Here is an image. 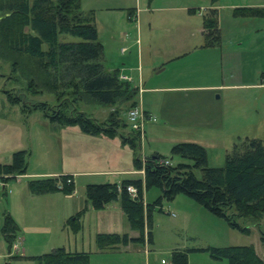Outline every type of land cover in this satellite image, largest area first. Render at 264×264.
Listing matches in <instances>:
<instances>
[{
    "label": "rangeland",
    "instance_id": "1",
    "mask_svg": "<svg viewBox=\"0 0 264 264\" xmlns=\"http://www.w3.org/2000/svg\"><path fill=\"white\" fill-rule=\"evenodd\" d=\"M219 16V13H218ZM191 22L200 23L202 16H191ZM220 40L219 48L215 50H199L203 42L202 30L189 31V37L184 41L165 43L160 41L155 48L144 46L141 59L142 77L145 82L144 96H139L136 105L145 110L140 104L142 100L146 105L153 103V91L150 87L181 83L191 85L186 88H177L161 91L165 101L161 109H153L152 117L148 118L141 134V145L135 150L129 144H122L118 135L113 142H108L103 150L100 146L79 138L71 140V145H63L64 137H74L72 130L75 128H62L57 122L45 121L41 110H33L32 114L25 115L21 105H13L7 101L8 89L15 94H20L27 101L46 100L51 104L59 103L57 91L63 90L59 85L56 91L50 89L45 83L44 73L34 57L22 53L10 52L8 57L2 55L0 46V99L6 105L0 104V159L6 158L4 151L22 148L28 151V162L31 170L59 169L62 166H75L81 169L107 170L137 168L135 158L140 156L145 159L147 154L159 152L166 155L172 164L180 161L192 162L177 154H172L171 148L178 141H196L207 148L208 164L223 166L227 152L233 150L234 143L246 137H258L264 142V15H241L222 8L220 13ZM196 28V26H195ZM30 29V27H26ZM162 34L164 30H160ZM195 32V33H194ZM59 41H76L80 38L70 33H60ZM171 37V36H170ZM169 38V37H166ZM207 37L205 38V40ZM201 43V44H200ZM199 44V45H198ZM119 45L106 44V68H114V64L121 67L122 58L129 50L122 54ZM194 46H198L195 49ZM47 47V43L44 44ZM117 49V50H116ZM167 51L179 54L173 61L167 62V67L159 72L164 53ZM175 54V53H174ZM7 56V54H6ZM205 56V57H204ZM131 62L137 78L140 70L139 55L135 49ZM17 61V64H14ZM120 74H126L120 70ZM129 76V75H128ZM39 92L34 93L28 87L31 80ZM131 81V80H130ZM134 86L136 84L131 81ZM210 84H223L214 89ZM203 85V86H201ZM139 90V89H138ZM70 99H78L69 92ZM143 95V94H142ZM148 96H151L148 99ZM219 96V97H217ZM63 98L65 96H62ZM83 98V99H82ZM85 98V99H84ZM62 99V98H60ZM88 99V100H86ZM6 103V104H7ZM149 103V104H148ZM131 102L124 104L122 116L129 120L128 113ZM75 105L88 114L99 119L106 118L114 109V104L103 105L91 101L87 96L81 97ZM23 111V112H22ZM35 111V112H34ZM131 127H123L127 134ZM81 131V130H80ZM83 135H88L81 132ZM85 137H91L85 136ZM143 137V141H142ZM13 148V149H12ZM11 152V151H10ZM14 152V151H13ZM12 154L8 158H11ZM74 159V161H73ZM6 160V159H5ZM144 169V166L141 168ZM198 176L201 170L196 169ZM22 173L15 174L18 177ZM98 174V173H97ZM7 181L8 173H0ZM143 177L130 171L107 173L100 175L81 176L77 187L81 193L89 182L117 181L121 183L124 178ZM9 188L14 190L18 178L9 179ZM23 185L28 178H22ZM18 192L20 189L17 190ZM146 203L155 201L162 190L158 186L144 188ZM14 192H2L0 185V264H33L31 260L17 258L21 252H15L2 233L5 214L18 212L22 226L38 224L50 226L44 214L32 213V208L37 211L36 205L30 209L22 210L21 204H14L11 200ZM13 209L15 211H13ZM7 213V214H8ZM108 214L99 209L87 212L82 218V226L75 229L72 225L61 226L62 221L50 222L52 229L49 231L24 232L23 245L27 254H42L53 249L54 246L66 247L79 251L90 252L91 264H173L171 253L173 246L190 249L188 264H229L228 259H217L209 251L196 250L201 246H227L254 244L257 252L264 258V216L260 219L240 218L243 225L251 228L250 233H244L232 227L223 217L213 213L207 207L184 193H178L172 200L162 198L161 205H155L152 210L153 241L134 242L136 250L130 252H110L94 254L99 226L108 221ZM130 227V226H129ZM146 236L148 227L146 226ZM16 240V239H15ZM14 240V241H15ZM148 248V251H145ZM94 254V255H93ZM162 259V260H161Z\"/></svg>",
    "mask_w": 264,
    "mask_h": 264
},
{
    "label": "trees",
    "instance_id": "2",
    "mask_svg": "<svg viewBox=\"0 0 264 264\" xmlns=\"http://www.w3.org/2000/svg\"><path fill=\"white\" fill-rule=\"evenodd\" d=\"M235 13L264 15V6L236 7ZM28 26L29 30L26 29ZM204 27L208 39L206 44L220 40L216 7L210 8L204 15ZM60 33H70L80 39L59 41ZM0 46L5 57L10 56V52L34 57L43 69L44 84L48 83L50 89L57 91L59 85L64 86L63 90L57 91L59 103L56 105L46 100L30 102L20 94L5 89L11 103L21 105L25 112L41 110L51 121L63 126L79 125L90 134L110 137L121 135L125 144L135 150L139 148L141 132L122 116L126 102L130 101L131 107L138 104V88L129 79L121 78L118 68L109 70L105 67L104 45L99 40L93 13L84 12L80 0H0ZM33 83L34 79L28 88L34 93L39 92L41 89H37ZM69 92L80 95L78 99L87 96L96 103L114 104L115 107L105 119H99L79 109L75 105L78 99H70L67 95ZM129 126L131 130L125 134L122 128ZM171 152L192 162L161 163L160 159L167 156L154 152L145 159L140 156L135 158L137 168L144 166V178L130 177L124 178L121 183L105 181L87 185V198L95 208H103L107 203L120 199L130 225L140 231L137 237H130L128 233L99 232L97 243L101 248L120 242L153 241V207L161 205L162 198L172 200L178 193L194 198L244 233H250L251 228L241 223V217L257 220L264 216V142L261 138L246 137L235 142L233 150L227 152L223 166L209 165L207 148L196 141H178L173 144ZM27 154L26 149L14 151L10 161L0 162V173L13 174L8 175V179L26 172ZM198 168L202 172L201 176L196 173ZM69 178L72 179L69 174L35 177L29 180V186L35 193L55 190L72 192L75 184ZM130 184L137 187L136 196L129 192ZM152 186L160 187L162 194L155 201L146 203L144 188ZM82 214L83 211H80L74 220L72 217L71 223L75 229L81 227L79 216ZM17 231V222L10 214H6L2 232L10 246ZM193 249L209 251L217 259L226 258L229 264H264V258L259 255L254 244L209 245ZM189 251L187 248L172 250L173 264H188ZM90 256V252L85 250L70 251L58 246L42 254L24 257L36 260V264H91Z\"/></svg>",
    "mask_w": 264,
    "mask_h": 264
},
{
    "label": "crops",
    "instance_id": "3",
    "mask_svg": "<svg viewBox=\"0 0 264 264\" xmlns=\"http://www.w3.org/2000/svg\"><path fill=\"white\" fill-rule=\"evenodd\" d=\"M80 4H81V9L84 12L93 13L94 21L98 29L99 40L104 45L103 61L106 58V53H105L106 44L112 45L116 43L117 45H119L117 48L118 49L120 48L122 54H125V52L129 50V53L122 58L121 67L117 66L118 64H114V68L108 67V69L113 70L118 68L119 71L123 70V72L126 73L125 75L127 76L129 75L128 77L130 78V80L137 85L135 87L139 89L138 90L140 91L139 96L141 97L144 96V92H146L145 89H147V87H145V82L142 77L143 74L141 72V70L143 69V67L141 68V59L143 56L144 46L146 47L150 46L151 48H155V46L158 45L160 41L164 39L163 38L164 36H165L164 39L165 43L184 41L186 37H189V31L190 29H192V27L194 31L195 30L199 31L201 29L203 34L202 36H205L206 32L204 27V15L208 12L210 8L216 7L218 9V13H219L218 24H220L219 19L222 8L226 7L227 9L230 10V12L235 13L236 7H250V6L262 7L264 6V0H216V1L213 0H80ZM196 14L198 16H202L203 19L200 23L199 22L194 23L193 26L190 17L195 16ZM160 30H164V33L162 34ZM205 38L203 37L204 40L203 42H201L202 44L200 43L201 45L199 46V48L198 46H194L195 49L198 48L199 50L208 51L219 48V41L213 44H206L208 39L205 40ZM135 49L139 55V65L137 66V69L140 70V74H138L137 78L135 77V75H133L134 74L133 72L127 71V69H130L131 71L135 69L134 65L131 64V62L133 61V59H131V56L132 53L135 51ZM178 55L179 54H176V52L172 53L170 51L164 53L163 60L161 63L162 66L159 69V72L167 67L166 64L167 62L169 61L171 62L177 57H179ZM222 85L223 84H210L207 85L206 87L213 86L215 87L214 89H217L218 86H222ZM189 86L191 85H185L181 83L180 85L167 84L162 86L156 85L150 87L151 89H153V91H156V93L152 95L153 103H151V106L150 105L148 106L144 103V100H142V103L140 105L145 109L144 111L147 113L148 118H153L154 120L156 119V117H152L153 109L154 110L156 108L161 109L163 102L165 101L163 94L161 95L160 93L161 91H168V90L170 91L172 89L186 88ZM150 97L151 96H148V99ZM7 101L5 102V100L4 101L2 100L1 102L0 99V104L6 105L7 108L8 107ZM13 105H17V104H13ZM23 113L25 115H28V114H32L33 112L31 111V112H23ZM127 115L129 117V114ZM43 117L46 122L47 120L50 121V119L46 117L44 113H43ZM58 125L63 126L60 124ZM66 127L69 128L76 127L77 129H72V130H78V131H72L74 137L71 138L64 137L63 145L66 147V149L71 145V140H73L75 136H76L75 138L76 140H80L79 138H83L88 143L94 140V143L100 146V151L103 150V147H105L108 142H113L112 140H115L116 138V137L107 136L105 134H90L84 132L79 125H66L63 126L62 128H66ZM81 132H84L88 135H83ZM89 135L91 137H85ZM118 136L120 137V142L122 144H125L123 142L121 135ZM142 141H143V137H142ZM18 149H22V148H19L18 146V148H14L13 150L4 151L3 155H5L6 158H4V160L0 159V162L10 161L12 157L11 158L8 157L10 156V154H13V151H16ZM29 163L27 165L26 172L18 176L19 177V180H17L18 186H16L14 190H12V188H9L10 185L9 179L18 178L16 176H12L7 179V183L5 185H2V192L6 193L8 192V190L14 192V196L12 197L11 200H14V204L16 205L21 204L22 210L30 209L31 207H33L32 205L38 206L37 211H35L33 208L31 209L33 211L32 213H40V215L44 214L45 219L49 220L47 223H49L50 226L48 227L41 224L40 225L31 224L30 226L29 225L22 226L21 224L23 222L20 219L21 216L18 215V212H14L15 213L14 215L7 212L15 219V221L18 224V231L15 239L20 241L23 248L22 253L16 257L24 260L28 259L31 260L32 262L34 261L33 264H36V260L25 258L24 256L37 255V254L25 253V247L23 245V241L25 237L21 233L22 230L26 232V234L30 230H34V231L38 230L41 232L48 230L50 231L52 229V225L50 224V222H56V225H59L58 221L59 222L62 221L61 226L65 228L66 227L65 223L66 225H72L71 223L72 217L74 220L76 214L80 211H83V214L79 216V221L81 222V226H82L83 224L82 218H84L87 212H91L92 210L97 209L92 205L91 201L87 198V194H86L87 185L84 189V193L80 194L81 190L78 189L77 184L81 180L80 178L81 176H90L95 174L100 175V174H104V172L119 173L122 171L125 172L130 171L131 173L136 174L137 176H145V170L141 168L93 170V169H81L75 166H62V168L59 169L31 170L28 169ZM61 174L71 175L72 180L75 184V188L72 192L55 190L45 193H35L31 191L29 182H26V184L23 185V181H22L23 177L28 178L29 181L31 178H35V177L54 176V175L56 176ZM89 183H97V182H89ZM18 189H20L19 192L17 191ZM22 204H24L25 206H27L28 204H32V205L26 208ZM99 210L105 211L108 214L109 219L108 221H105L103 225L99 226L98 230L96 231L97 233L118 232L121 235H123L124 233H128L130 237L139 236L140 231L138 229L132 228V226L130 225L128 216L124 211V209L122 208L120 199L113 200L107 203L103 208H100ZM13 211L15 210L13 209ZM147 234H148V230H147ZM95 241H96V248L94 250V254L96 253V255L101 253L103 254V256H105L104 253L107 254L110 252L111 253L130 252L136 250V246H135L136 243H134L136 241H129L128 243L120 242L115 245L104 248H101L98 245L97 240ZM60 246H64L67 250L70 251L78 250L77 248L72 250L66 247V245H60ZM55 247L58 246H54L53 248ZM175 248H181V246H173L171 250H174ZM2 251L4 252V250H1L0 255L4 254L2 253ZM145 251L147 252L148 248H145Z\"/></svg>",
    "mask_w": 264,
    "mask_h": 264
},
{
    "label": "built area",
    "instance_id": "4",
    "mask_svg": "<svg viewBox=\"0 0 264 264\" xmlns=\"http://www.w3.org/2000/svg\"><path fill=\"white\" fill-rule=\"evenodd\" d=\"M120 77L123 79H129L130 80V78L125 74H120ZM128 114H129V121H130L132 127L139 130L141 132V134H143V132L145 130L144 125L148 119L147 113L144 110H141L140 108L135 106L129 110ZM160 162L161 163H171V160L169 158H161ZM3 179L4 178L1 177V175H0V185H5L7 183V181H4ZM68 180L71 181L72 179L69 178ZM128 190L132 196H136L138 193L137 187L134 186L133 184L128 185ZM12 248L15 250V252H17V253L21 252L22 253L23 248H22V245H21L19 240H15L13 242Z\"/></svg>",
    "mask_w": 264,
    "mask_h": 264
},
{
    "label": "water",
    "instance_id": "5",
    "mask_svg": "<svg viewBox=\"0 0 264 264\" xmlns=\"http://www.w3.org/2000/svg\"><path fill=\"white\" fill-rule=\"evenodd\" d=\"M155 156V155H154Z\"/></svg>",
    "mask_w": 264,
    "mask_h": 264
}]
</instances>
